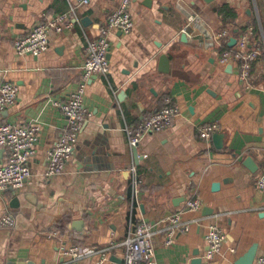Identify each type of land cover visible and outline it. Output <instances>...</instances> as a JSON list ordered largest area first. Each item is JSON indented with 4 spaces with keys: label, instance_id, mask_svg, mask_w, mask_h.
<instances>
[{
    "label": "crops",
    "instance_id": "0c3cea01",
    "mask_svg": "<svg viewBox=\"0 0 264 264\" xmlns=\"http://www.w3.org/2000/svg\"><path fill=\"white\" fill-rule=\"evenodd\" d=\"M117 3L88 0L76 9L71 28L50 33L47 52L20 57L16 39L67 12L69 3L0 0V83L18 88L15 104L0 113V124L40 126L23 189L0 193V218L5 213L15 218L13 227L0 228V264H67L60 261V246L82 251L74 263L97 264L105 254L103 264H123L124 242L142 220L156 228V264H191L197 257L202 264H234L255 243L257 257L264 249V190L256 187L264 161V0H133L132 31L110 36L108 76L88 81L84 105L91 117L72 157L60 175H44L46 153L66 125L51 102L65 101L75 90L86 42L97 37ZM224 5L235 12L234 23L220 18ZM191 15L212 32L228 30V44L253 28L248 49L256 45L260 54L247 83L239 78L237 62L222 66L219 50L203 47L188 21ZM165 97L179 105L180 116L167 130L147 135L135 156L124 127L158 110ZM209 123L218 125L222 143L199 137L198 127ZM4 157L0 149V163ZM247 157L258 166L256 172L244 165ZM136 178L141 181L137 193ZM213 184H218L215 191ZM192 198L201 205L184 214L189 231L164 245V219L185 210ZM211 223L226 241L207 261L204 236Z\"/></svg>",
    "mask_w": 264,
    "mask_h": 264
},
{
    "label": "built area",
    "instance_id": "2783aa9c",
    "mask_svg": "<svg viewBox=\"0 0 264 264\" xmlns=\"http://www.w3.org/2000/svg\"><path fill=\"white\" fill-rule=\"evenodd\" d=\"M69 9L63 14L48 17L44 21L35 24L28 34L16 39L14 51L20 56H40L49 49L51 32L60 34L65 29L73 26L78 20L76 9L87 4L88 0H67ZM133 0H118L117 6L107 16L103 25L99 28L96 38L87 40L84 48V62L81 67L80 80L77 86L65 101L53 100L51 103L58 108L65 118L66 125L57 140L46 153V167L44 175L52 177L60 175L72 157L78 144L80 131L91 117L90 112L84 105V95L88 81L93 76L107 77L110 66L108 53L110 49V36L118 30L123 34H129L133 28V21L130 14V6ZM188 21L194 24L197 33L203 38L202 45L207 50H219L217 61L225 66L237 62L239 66V78L243 83L249 80L251 64L259 56V48L254 45L248 49L253 35V28L248 26L236 41V47L229 49L225 41L229 38V31L223 29L212 32L204 25L197 16H190ZM185 31V30H184ZM18 96V88L11 82L0 83V113L13 106ZM181 114L180 107L171 98H164V105L156 111L148 113L139 123L134 126L124 127L128 144L131 148L138 147L143 139L153 133L162 132L170 128ZM218 125L209 123L198 127L199 137L204 141H210L212 135L217 132ZM40 126L37 124H0V149L5 151V157L0 163V193L8 189L19 191L23 189L25 182L30 177L28 161L37 152ZM135 172V168L132 167ZM256 178V187L264 190V161L260 165ZM139 179H134L133 187L138 192ZM200 200L189 199L185 210L171 213L164 219V245L171 246L179 233L189 231V223L184 219L186 212L197 211L200 207ZM15 224L12 214L5 213L0 218V228H11ZM156 232L154 224L146 221L139 222L130 232L124 242L125 254L123 264H156L155 247L153 236ZM207 251L204 258L212 260L220 254L222 246L226 241V234L216 225L209 224L204 236ZM63 257L69 258L67 264H72L80 259L82 251L75 246H60ZM234 252V250H232ZM103 258L97 264H103ZM254 264H264V249L256 257Z\"/></svg>",
    "mask_w": 264,
    "mask_h": 264
},
{
    "label": "water",
    "instance_id": "95a60500",
    "mask_svg": "<svg viewBox=\"0 0 264 264\" xmlns=\"http://www.w3.org/2000/svg\"><path fill=\"white\" fill-rule=\"evenodd\" d=\"M206 2H209V1H212V0H205ZM84 25L88 22V18H84L82 21H81ZM238 30H234V33H236ZM236 38L234 37H231L230 40H229V46H232V45H235L236 44ZM167 59L165 56H162L161 57V62H164V64L167 66ZM222 138H223V135L219 134V133H214L212 135V139L216 142V144L218 145V143H222ZM220 145V144H219ZM134 155L136 156L137 155V151L136 149L134 148ZM244 165L251 171V172H256V170L258 169V166L256 164H254L253 160L251 157H247L245 160H244ZM218 189V184H213L212 185V190L215 191ZM12 204H15L17 205L18 204V201L17 199H14L12 201ZM264 216V213L262 214ZM59 248V247H58ZM59 250V249H58ZM256 252H257V244H253L251 245L239 258H237L235 260V263L234 264H253L254 262V259L256 257ZM69 258L67 257H62L60 259L61 262H64V261H68ZM72 264H78V263H72ZM191 264H202V260L201 258L197 257L195 259H193L191 261Z\"/></svg>",
    "mask_w": 264,
    "mask_h": 264
},
{
    "label": "trees",
    "instance_id": "16d2710c",
    "mask_svg": "<svg viewBox=\"0 0 264 264\" xmlns=\"http://www.w3.org/2000/svg\"><path fill=\"white\" fill-rule=\"evenodd\" d=\"M218 14L220 16V18L222 19V21L224 22H232L234 23L235 22V19H236V14L235 12L233 11L232 8H230L229 6L227 5H224L222 7H220L218 9ZM225 46L227 48H229V45H228V42L227 40L225 41ZM230 49V48H229Z\"/></svg>",
    "mask_w": 264,
    "mask_h": 264
}]
</instances>
